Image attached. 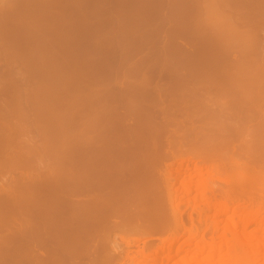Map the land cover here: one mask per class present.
I'll return each instance as SVG.
<instances>
[{
    "label": "rangeland",
    "instance_id": "1",
    "mask_svg": "<svg viewBox=\"0 0 264 264\" xmlns=\"http://www.w3.org/2000/svg\"><path fill=\"white\" fill-rule=\"evenodd\" d=\"M45 1L47 2V6L44 7V9L40 12L41 15L43 14L42 12H44L45 14H48L50 13L51 10H52L51 12L57 11L59 13L58 14L59 16L56 15L50 20L52 21V26H54L53 19L54 21H56V23L60 21V23H58L59 25L58 28L60 27L62 31L64 32V36L66 35L65 37L69 39L67 43L64 37H63L64 40H60L59 38V40L56 39L57 41H53V39L52 40H48V39L42 40L40 39V37L39 39H37V37L34 38L35 36L32 37L29 35L26 37L27 39L29 38V40L25 39L26 43H23L25 41L23 40V37H24L22 36L23 33H15L13 35L14 36L13 40H9L8 42L7 41L3 42L2 40H0L1 41L0 45L3 43L5 44L8 43L7 45L11 47L8 50L7 48L6 49L4 48L2 49L3 51L0 49L1 51L0 52V88L1 89L6 88L7 86L11 88L13 86V90H14V87L17 86V88L19 89L18 86H20L22 90H19L20 92L19 91L18 92L22 95L24 94V92L26 93L25 95L22 96L24 97L23 99L21 95L18 93L19 99H16V100L14 99L15 101L11 99V97L9 98L10 94L9 95L3 94L1 95L0 103L4 106L6 104L9 105V107L14 106L13 108L15 109V105H17V102L19 105V102L21 101L20 100V97H21L22 101L24 103L26 102V104L28 103V105L24 104L25 106H23L22 105L23 103L21 101L22 104L20 105L21 107L23 106V109H25V111L27 109V115L25 114L26 112L24 113V110H22V108L20 107L21 109L20 108L19 109L24 114L23 115L22 113H20V116L22 114V116L25 119H27L26 121L28 122L27 123L28 125H29V122L30 124H32V127H30L31 125L29 127L26 125H22V126H25L26 128H29V130L28 129L23 130L25 132L24 133L25 136H22V137L17 131L20 129L19 127H17L18 129H16L15 127L14 128L15 130H13V132H11L10 130L12 134H14V131L15 132L17 131L18 133L16 132L17 134H15V136L18 135V138L20 139L19 140L16 136V139L18 140H13V143L12 142L9 143L10 144L9 146L11 147V149L18 150L21 148L22 151L28 152L25 155L22 153L24 156L21 155V153L20 154L18 153V155H16L17 156L16 159L18 160V163L20 162L23 164L22 166L19 163L23 167V168L20 167L19 170L22 171L21 170L22 168L25 171V172L23 171L24 173L23 172L20 173V171L18 170V172L21 175V177L25 175V178L22 177L23 179L22 178L18 179L16 177L18 180H22V181H20V183L18 184H15V183L12 184L13 181L14 182L16 181V178L14 179V177L16 174H18L17 170L14 169L13 172L12 170L10 171L3 170L4 171L3 173L0 172L1 173L0 174V188L2 185L8 186L10 184V186H8L6 190L9 188H12L14 197L18 198V199H14L12 197V201H14V203L10 201L12 203L11 204L8 201L6 202V198L4 197L5 203L7 204V206L9 205L10 208L7 207L6 204L3 203L4 200L3 202L0 201L3 204V208L7 207L6 209L9 210V211L7 210L5 211V208L3 209L2 206H0L1 209H3V211L1 209L0 211L2 213L6 212L9 215L11 214L10 215L11 217L7 214L10 218L8 222L9 224L6 223L8 219L4 220V222L6 223L5 225L8 224L7 226H5L4 224H3L4 227L1 226L2 222H0L1 224L0 225V232H1L0 233V243H2L0 244V252L2 255V257L0 255L1 259L3 258V255L6 256L8 254L7 256H9L10 254V256H12L11 254L13 253L14 255V252L16 253L21 252L20 255H23L24 257L23 259L20 260L22 256L17 257L18 253H17V256L16 254L14 256L17 257L16 259H18L19 264H25L22 261L28 262V260L27 259L24 260L26 257L23 253L25 254L28 253V256H27L28 258L30 255H32V254L29 255V253L35 252V254L38 253L42 255L43 251L45 250L44 253L46 255L50 247H52L51 248L52 255L54 254V256H56L58 252L57 249L59 247L56 248V246H58L56 244L58 242L57 241L58 235L56 234V232L53 231V233L50 232V234L45 233L47 231L45 230V232H43L44 229H48V228H44L43 226L41 228V224L39 225L38 223L41 220H44V217L42 216V214L43 212H45L40 203V200H41L40 196L44 195L45 193L49 194V190L46 191L45 187L42 184H39V183L33 184V183L28 182L29 179L31 178L33 180L34 176L36 178L38 177L36 180L34 179V181L38 180L39 182H41L39 180L41 179L40 178L41 175L38 173L39 172L38 170L40 169V167H44L46 165L48 166L50 164H52L54 167L60 160L59 159L60 154L68 150L74 151V152H69L68 154L70 155H66L68 156L69 160L72 158L71 159L72 161L77 160L76 159L77 153L75 152V150L76 151L77 150L96 151L95 152L96 154L95 153H91V154L85 153L84 154L85 156L83 159L85 160V162H89L88 161L89 158H85L86 155H89V156L94 155V157L92 158L96 160V158H99V157H95V155L98 156L97 154L100 151L102 152V150L103 151L105 150L103 153H106V150H107L108 152H110V154L109 155L107 154V155L111 156V153L113 155L119 154L117 150L120 149L119 152L121 150L122 151H121V154L119 155L123 156L122 155L123 145H128L131 143V139L133 137H130V136L123 137V136H117L114 134L122 135L123 128H121L122 133H119V130H121L120 128L116 129L118 132L115 131V128H117V126L118 127L129 126L134 121L130 119H125L123 121V116L120 118L118 115V114L123 113V109L121 110V108L116 109V111L118 110L119 112V113L117 112L118 113L117 115H118V118L120 119L117 118L116 112L114 113L111 110L112 114L114 113L113 115L115 116L112 117V115L110 114L111 112H108L110 114V115L108 114L109 116L106 114V112L104 113L108 117L106 115H103V116L106 117L105 119L109 118L110 116L112 117V118L110 117L111 119H114L115 117L114 119L115 121L111 120L110 118L102 121L101 118H102L103 113H101L100 110L103 111V109L99 107V108H96L95 110L94 109L92 110V111H97L98 113V115L94 119L92 118L88 120L87 118L84 119V126H83L84 132L89 137L84 138V141L82 142V144H80V146H76L79 140L78 139L79 137L78 133L80 131V129L78 128L79 124L73 121L74 120L73 116L75 115H73L72 112H70L72 115L68 114V111L76 109L77 104H85L88 101H91L93 99H98L99 102H101L99 103V106L101 105L103 106L102 101L103 103L106 101H111V102H108L111 104L112 101L114 102L118 100L119 102L122 100V98L123 100L129 99L130 97H133V99H136V96L141 98L140 96H143V95L142 94L139 95L141 93L140 84L142 85L144 82H146L145 84H147L150 87V90H153V89L161 90V92L164 93L165 97L169 99L168 101H171L172 103L175 102V104H177L176 100L178 101L180 99L181 101V99H184V102L187 101V103L185 102L186 104H188V102H192V105L191 107L189 104L186 105V107L188 106L187 107L188 110H187L186 108H183V104L185 107V103L183 102L181 103L182 105L181 107L183 109L181 108L182 109L181 110L179 108L181 111H177L179 109L176 108V110L174 109L175 111L173 113H170V111H173L172 109L168 112V114H166V118H164L166 121L171 122L173 126H175L174 123L175 124H177V122L179 123L176 127H173V131L176 128L178 130L176 129L177 130L176 132L172 131L173 133L178 132L179 133L178 135L175 136L173 134L174 136L172 135L171 137H165V136L163 137V135L162 136L160 135L157 137L153 136L155 138H149V137L142 138L141 139L142 143H140V146H143V148H146L147 146L152 147L155 140L156 141L158 140L159 142H162V140H164L163 144L162 143H159V145L157 144V148L163 151L164 149L166 150L169 148V145L172 143V141L175 142L179 139L181 141L180 143L181 145L183 143H186L185 145L188 144L187 146L189 147L183 145L185 149L186 148L193 149V146L197 147L198 144H201V145L208 144L214 147L217 146L218 148L222 146V148L226 147V149L228 147V150L230 149L229 147L232 146L233 149L231 147V151L236 150L235 154H236L237 160L238 158L246 157L247 152L249 151H250L249 153L252 156H254L256 160L263 159L264 157V73L262 72L263 64L260 60L262 58L261 57L262 54H264L263 52L264 48L263 47L260 48L261 51L259 52L258 51L254 52L255 50L253 49L254 51L252 52L250 51L251 53H253V55L251 53L248 54V52L246 53V51L247 50L249 51V49H247L248 48L247 46L249 43L247 45L244 44L246 46L241 45V42H238L239 40L236 39L235 35H234L235 39L234 37L233 39L231 37H228L229 38L228 39L225 36L227 39L225 38L224 40V38H222L223 40L222 39L221 40L223 42L221 40L220 42L219 40L217 41L220 44L221 42L224 44H226L227 42L226 45H228L229 47V45L231 46V44L234 43L231 40H234V41L237 40L236 42L238 43H235V44H240L241 46H243L242 49L240 48L241 50L245 49L244 47H246L247 50L245 49L246 50L245 52H241L239 48H238L239 50H237L236 48H234L235 46H233V49H236L235 51L231 50V47L230 48L226 47L227 49L231 51L225 52L227 51V49L225 51L222 50V46L224 49V44L220 46L219 44H217V41L215 45L211 42L215 38L214 33H213L214 36L210 34L213 32V31L211 32V30H213L212 28L215 27L214 29L217 31V33H219L223 30L219 28L218 26L221 27L222 23H224L225 25L228 19L230 20V18H228L226 22H222L221 16L223 17V15L221 14V12L224 15L225 14L229 15V13L233 12L232 11L233 9L230 10V8L227 7L228 10L230 11H227V9L226 11L222 10L223 7L225 6L223 7L220 6L219 0H209V1L206 0L207 2H202L201 4H198V7H195L197 6L196 5L197 3L194 5L193 2L188 1V0H45ZM253 1L255 4V0ZM257 1L260 2V0H256V3ZM251 4H253V2ZM217 5L219 6L218 8L216 7ZM211 6L216 7L217 9L216 10L212 9ZM220 7L222 8L219 10ZM213 10H215L217 13H219L221 10L222 11L219 14H217ZM246 11H248V8H245L244 16L247 15L245 13ZM33 17L34 15L32 16L29 15L26 19L27 21H32ZM56 19H58L59 21ZM247 19L245 20L247 21ZM258 19H259V16H257V19L254 17L252 21L256 20L257 23L256 21L255 23L258 25V21H259ZM260 19L262 20V17ZM261 20L260 22L262 23L263 20L262 21ZM44 21L45 22L47 21V23H45V28L47 26L48 28H50L48 19ZM223 21H225V19H223ZM36 23H37L36 26H38V21ZM251 23L253 25V22ZM39 26L41 27L40 30H42V28L43 30L45 29L43 27L44 23H43V26L42 24H40ZM184 26L185 28H183ZM225 26H223L222 28H225ZM256 26H253V27H256ZM258 26L259 27L261 26L259 29H261L262 31V25H258ZM216 27L219 28V32L216 29ZM205 28H206V31L209 30L210 33L208 32V34H210L211 38L213 39L209 38L210 36L207 37L208 34L206 33V31H203ZM184 29H187L188 33ZM263 29H264V26H263ZM261 31H257L255 32V34L261 33ZM150 32L153 33L154 36L151 35ZM203 32H205V34ZM263 32L261 35L264 34ZM199 33L204 35V37L207 34V36L205 37L206 39H203L204 37L200 35ZM73 34L76 36H73ZM252 34H254V32L251 33V35ZM48 36L50 37V35ZM98 36H101V37H98ZM72 37H73V40H72ZM141 37H143L144 41ZM153 37H156L154 41H151L148 39V38L151 39ZM200 37L201 38L203 37V38L200 40ZM252 38L249 39L248 42H250ZM208 39L209 40L211 39V41L209 42ZM84 40H85V43H84ZM164 40H165V44L168 40L169 42H172L173 40L172 46H171V43L169 46H166V48L167 47L169 49L171 48L170 49L171 52L168 50V48L166 50L168 52L163 50V53H162V51H160L165 45ZM229 41L232 43L228 44ZM21 43H23L24 45ZM32 43L33 45H31ZM149 43H150V46H149ZM251 45L255 46L254 43H252ZM153 46H155V48H153ZM176 46L184 49L185 50L184 53L181 52L182 49L179 50L180 48L177 50ZM253 46L249 48L252 49L254 48ZM12 47L14 50L16 49V51H13ZM157 47L159 48V51ZM236 47H239V45ZM257 48L258 47L256 46L255 49L259 50ZM43 49L46 51H44ZM22 50L24 51L22 52ZM20 51L22 53H20ZM172 52H173V55H172ZM176 52H179V56H177L178 54L176 55ZM91 53L92 54L94 53L93 56L95 55V53H97L98 55L93 57ZM180 53H183V55ZM8 54L11 56V58ZM73 54H74V57H76L75 60L73 59L74 62L71 61L72 59L71 56H73ZM162 54H163V57H162ZM5 55H6V58L8 59L5 58ZM156 55L157 56L160 55V56L157 57ZM159 58H161V60ZM85 59L87 60V62ZM67 62L69 63L67 64ZM1 63H4V64H1ZM7 67H11V68H7ZM61 70L63 73L61 72ZM28 84L31 87L30 89H29V86H27ZM57 84H60V85H57ZM59 86L61 88H59ZM62 86L64 87L67 86V87L63 88ZM121 90H123L122 91L123 94L121 93L123 96L119 94ZM150 95L151 94H148L149 97L146 96L147 100L150 99ZM144 96L142 97V99L144 98ZM12 98H16V94H15V97L13 96ZM4 99H5V102H4ZM104 99H106V101H104ZM144 100H146V98H144ZM149 101H153V100H149ZM180 101L178 102L179 104H180ZM121 102L119 104H121ZM202 104H205V105H202ZM18 107L19 106H17L16 108ZM65 107L67 109L69 107L70 108L75 107V108L74 109L69 108L67 113H65V111L67 110ZM114 107L115 105L113 103L112 109ZM106 109L107 108H105V110ZM9 113H10V110H9ZM9 116L11 117V120L9 119V122H10L9 125L14 126L19 123V121L17 123L16 121L13 122L14 115L11 116L9 114ZM25 116H27V118ZM24 118L22 119L25 120ZM116 118L118 119L117 121H116ZM231 118H233V120H230ZM45 119H47V121ZM26 121L24 124H26ZM157 121H162V115L157 118ZM20 123L23 124L21 121ZM3 125L1 124V127ZM180 127L181 129H179ZM22 128L23 127H21L20 129L21 131H22ZM194 128L196 130L195 132H192L191 129L194 131ZM184 129H188L192 132V133H189L187 131L190 136H188L185 133L186 131ZM170 130H172L171 127H170ZM64 132L65 134H68V136L64 137L63 136L65 135ZM103 134L105 135L107 134V136L105 137V135ZM13 138L15 139V137ZM182 139L185 140V142H182ZM190 141L191 142L194 141V143H190ZM178 142L179 141H177L175 144H172V145L179 147L180 145L177 144ZM192 144L193 146L190 147ZM116 145H119L121 147L119 148L114 147ZM14 146L16 147L14 148ZM0 147L2 148L1 143H0ZM113 147L116 149H114ZM6 149H9V148L7 147ZM226 149L224 151H226ZM144 150H148V149H144ZM165 150L163 152H165ZM5 153L6 152L3 153V158L1 156L2 154H0L1 156L0 158H2V161L0 159V162L4 163L5 165H6V162L8 163V161H9L8 165L9 164L11 165V164H14V162H17L16 159H14V157L12 158V156H9L11 153V152L9 153V150L7 152L9 153V155L7 154L8 156H6ZM73 153H76L75 157ZM145 153L146 152H143L142 155H145ZM4 154L6 157L4 156ZM14 154H17V153H14ZM14 154H11V155H14ZM100 155L101 154H99V156ZM107 155H104V156H107ZM251 155L249 156L251 157ZM21 157H25L24 158L25 160H28V162L30 161L32 162L28 164L29 169L33 165H35L33 166L35 169L32 171H29L28 166H26L27 164L24 161H22L23 159H20ZM18 158L22 162L19 161ZM11 159H14L15 161L13 160L11 161ZM63 159H65V156L63 157ZM113 159L112 160L108 159V161L110 160L109 162L111 164L114 163V166H115L116 164H118V161L116 163L118 156H117V159L115 158L116 160L115 159L113 160ZM66 160H67V157H66ZM69 160H67V162H71V160L70 161ZM161 161L162 159L156 160L157 164H159ZM61 162L63 163L65 162V160ZM93 162L94 160L91 161V163ZM104 162L106 161L104 160ZM121 162L122 160L119 163L121 164ZM132 162L133 161H131V163ZM62 163L60 164L62 165ZM94 163H96V161ZM19 164L18 166H20ZM69 164H70L69 167L67 163L65 165H67L69 170L74 171L73 169H75L74 166L76 164L72 166L73 168H70L72 163H69ZM102 165L100 164V166ZM63 166L64 164L62 165V167ZM84 166H85V163H84ZM109 166L110 165H108L107 168ZM111 166H113V164ZM117 166H120V165H117ZM53 167H51V169H53ZM24 168H27V169H24ZM95 168H97L95 169V171H98V169H100L101 167L99 168L95 167ZM112 168L111 167L108 168V169H111L110 174L112 172ZM118 168L114 170H117ZM108 169L106 170L107 172L102 170L103 171L102 174L105 172V176L104 174L102 176L100 172H97V173L95 172L97 175L96 177L97 178H100V177L107 178L108 176H110V175H107V173L109 174ZM119 169H118L119 172L116 171V175H117V172L120 174ZM55 170H57V168H55L54 171ZM14 171H16V174L14 173ZM67 172L65 174H67ZM88 172H91V171H88ZM70 173L72 174V172ZM92 173L95 174L94 171ZM98 173L100 174V176L98 175ZM30 174H32L33 176H31ZM112 175L114 176L115 174H112ZM233 175L235 177L238 176L236 172ZM116 177L117 176H115V180H116ZM67 178L69 179V177ZM118 178L119 177H117L116 182L119 184V182H121L119 181L121 176L119 179ZM71 179L73 180V177ZM101 179L102 178H100V180ZM112 179L113 178L111 177V180ZM96 180L97 182L100 181L99 179H96ZM111 180L109 179L110 182L108 181V183L114 184L115 180L113 179L114 182L112 183H111ZM121 180L123 179L121 178ZM93 181L96 182L95 177ZM101 181L104 182L103 179ZM12 189H9V190L12 191ZM7 195L10 197L12 193L10 195V192H8ZM38 197L40 200L38 199ZM220 205L224 206L225 205L224 201L221 200ZM12 215L13 216L17 215L16 217L20 216L21 219H24V221H22V224H21V220H18V219L17 220L20 221V223L18 222V224L17 222L16 223L10 222ZM5 216L3 218H5ZM32 216H34L36 219H39V221L37 222L35 226L29 225L32 222V219H30L32 218ZM16 217H15V220L13 219L11 221L13 222L16 221ZM42 217L43 219H41ZM243 218L249 219L250 217L245 216ZM1 219L2 218H0V220ZM8 226H9V230H11L10 232L7 228ZM241 227L242 226L239 227V230L242 229ZM256 227H258V224L254 223L248 229L251 230ZM12 228L13 229L15 228V229L13 230ZM3 229L4 231H2ZM29 229H30V232L32 231V229L37 230L36 231L37 233L35 232L34 233L35 235L32 233L30 234ZM40 229L41 230L43 229L42 234H41ZM49 229L50 231L52 230L50 227ZM6 230H8L7 232L10 234H8ZM22 230L23 231L27 230V233L23 232L20 234ZM6 235L8 238L5 237ZM54 245H56L55 248H54ZM49 252H51V250H49ZM242 253H243L242 257L244 258L243 260L247 261L246 260L248 259L247 255L249 256V254L248 253L245 254L244 252ZM41 255H37V257L40 256L39 258H42L41 262H38L40 259L37 257L35 259L36 262L39 264H43L46 261V264H48L49 262L47 263V258L50 259L49 256L51 254L49 256L46 255L48 257H46L45 261L43 257H41ZM7 256L6 258H8ZM32 256L35 257L34 255ZM16 259L15 261L17 262ZM37 259L39 260L37 261ZM59 259H58V264H60ZM70 259L71 258H69V263L71 262ZM8 260L5 259V261H8ZM10 261H11V257H10ZM10 261H8L7 263L9 264ZM55 261H52V263L51 262L50 263L57 264V262ZM1 262H3V260ZM12 262L15 263L14 261H11L10 264H13ZM32 262L35 263V261H32ZM31 263L29 260L28 264H31Z\"/></svg>",
    "mask_w": 264,
    "mask_h": 264
},
{
    "label": "bare ground",
    "instance_id": "2",
    "mask_svg": "<svg viewBox=\"0 0 264 264\" xmlns=\"http://www.w3.org/2000/svg\"><path fill=\"white\" fill-rule=\"evenodd\" d=\"M188 1L193 2L194 5L197 3L196 4L197 6H195V7H198V4H201L202 2H207L209 0H207V1L206 0H188ZM219 1L218 2L220 3V6H222V7L225 6V7H223L222 10L226 11V9H227V11H230L231 9H233L232 11L234 13L233 12L229 13V15H230V17H229L228 14L224 15L221 12L222 10L220 11L221 14L223 15V17L221 16L222 22H226V20L228 18H230V20L228 19V21L226 22L227 25L225 23L226 26L224 25V23H222L220 21L222 23V25H221V27L220 26H218V27L221 28L223 31H221V29H220L221 32H219L218 27H216V29L218 30L219 33H217V31L214 29L215 27L212 28L213 29V30H211V32L213 31L212 33H210L209 30L206 31V28L204 30L202 29L203 31H206L207 34H208V32L212 35L214 33L215 38L213 41H211V39H213V38H211L210 34H208V36H207V34L205 35V37L210 36L209 38H211V39L210 40L208 39V41L209 42L211 41L215 45L217 40H219V42H220V40L222 38H224V40H225L226 37L227 38L231 37L233 39V37L235 35L236 39L239 40L238 42H241V45H244V44L247 45L248 43L251 45L252 43H254L255 46H253V45L250 46L248 44L247 49H249V51L246 49V47H244V48L247 51L245 49H243L244 50L243 51V50H241L243 48V46H241L240 44H235V43H238V42H236L237 40H235V41L231 40L232 42H234L233 44H235V45L231 44L232 42L229 41L228 44H231V46L229 45V47H228V45H226L227 42H226V44L222 43L223 39L221 40L222 41L221 44L218 41H217V44H219L220 46H222L224 44V49L222 46V50H224V51L230 47H231V50H234V51L236 49L239 50L241 48L240 49L241 52L246 51V53L248 52V54H250L254 50H255L254 52L261 51L260 48H262V47L264 48V34L261 35L262 32L264 31V29H263V26H264V0H260V2L257 1V3L255 0V4H254L253 0H251V2H250V0H219ZM252 2H253V4H251ZM46 6H47V2L45 0H0V40H2L3 42L4 41L8 42L9 40H13V37H14L13 35L15 33H23V35H22V36H24L23 40L27 39L26 37L29 35L32 37L35 36L34 38L37 37V39H39V37H40V39H42V40H46V39L52 40L53 39V41H57V40H59V38H60V40L66 39V43H67V41L69 39H67L65 37L66 35L64 36V32L62 31V29L60 27L58 28V26H59L58 23H60V21L58 20L59 17H58V19H56L59 21L58 23H56V21H54V19H53V25L54 26H52V21L50 20L51 18L55 17L59 13L57 11L51 12L52 11L51 10L50 13L47 12L48 14H45L44 12H42L44 15L43 14L41 15L40 12ZM216 7L218 8L219 6L217 5ZM216 7H212V9L216 10L217 9ZM222 7H220L219 10ZM227 7L230 8V10H228ZM245 8H248V11L245 12L247 14L246 16H244L245 15L244 14ZM52 9H53V7H52ZM215 10H213V11L216 12ZM219 13H217V14H219ZM29 15L30 16L34 15V17H36V16H38V17H36L37 19L33 17V20L31 19L32 21H27L26 18ZM257 16H259L258 25H262V31H261V29H259L261 26L259 27L256 24L257 21L256 20L252 21V19H254V17L257 19ZM260 16L262 17V20H263L262 23L260 22V20H261ZM48 17H50V18H48ZM224 17H226V18H224ZM247 18L248 19L252 18V19L248 20ZM47 19L49 21L50 28H48L47 25H46L47 27L45 28V23H47V21L45 22L44 20H47ZM223 19H225V21H223ZM245 19H247V21ZM37 21H38V26H36ZM255 21H256V23H255ZM251 22H253V25ZM43 23H44V26H43ZM40 24H42V26L45 28L44 30H43V28H42V30H40L41 29V27L39 26ZM178 25H179V23H178ZM223 26H225V28H222ZM253 26H256V27H253ZM183 28H185V26ZM187 29H184V30L187 32ZM80 30H81V28H80ZM151 30H152V28H151ZM251 30H253V31H251ZM257 31H261V33L255 34V32H257ZM250 32L251 33L254 32L255 35L252 34L254 37L251 35ZM203 33L205 34V32H203ZM150 34L153 35V33H151V32H150ZM248 34H249V36H248ZM48 35H50V37ZM141 35H143V34H141ZM200 35H202V34H200ZM73 36H76V35L73 34ZM202 36L204 37V35H202ZM42 37L45 39H43ZM63 37H64V39H63ZM98 37H101V36H98ZM205 37L203 39H206ZM235 37H234V39H235ZM141 38L143 39V37H141ZM155 38L156 37H153L151 39L148 38V39L151 41H154ZM166 38H168V37H166ZM198 38H199V36H198ZM202 38L200 37V40ZM251 38H252V40H250V42H248V40ZM27 40H29V38ZM72 40H73V37H72ZM96 40H98V39H96ZM143 41H144V39H143ZM151 41H150V43H151ZM168 42H169V40L165 44V40H164L165 45L162 43L164 45L162 50H160V51H162V53H163V50L164 51L167 50L168 47L166 48V46H169L170 43H171V46L173 45L172 44L173 40H172V42H169V43ZM23 43H26V40ZM23 43H21V44H23ZM45 43H46V41H45ZM84 43H85V40H84ZM150 43H149V46H150ZM7 44H5V43L1 44L0 49L1 50L4 48L5 49L7 48V50L10 49L11 47H9ZM17 44H19V43H17ZM47 44H49V43H47ZM96 44H98V43H96ZM11 45H12V43H11ZM31 45H33V43ZM238 45H239V47H236ZM246 45H244V46H246ZM233 46H235L234 48H236V49H233ZM252 46L254 48L250 49ZM256 46L258 47L257 49H259V50L255 49ZM41 47H42V45H41ZM216 47H217V45H216ZM15 48H16V46H15ZM153 48H155V46H153ZM12 49H13V47H12ZM170 49L168 48L169 51H170ZM178 49L181 50L182 48L177 47V50ZM153 50H155V49H153ZM231 50L227 49V51H225V52H228ZM13 51H16V49L15 50L13 49ZM23 51L24 50H22V52ZM44 51H46V50H44ZM158 51H159V48H158ZM184 51L185 50L182 49L181 52L184 53ZM22 52L20 51V53H22ZM166 52H168V51H166ZM183 53H180V54L183 55ZM93 54H92V56H93ZM158 54H159V52H158ZM165 54H167V53H165ZM251 54L253 55V53H251ZM96 55H98V54L95 53V55L93 57H95ZM172 55H173V52H172ZM176 55L179 56V52H176ZM254 55H256V54H254ZM158 56H160V55H158ZM162 57H163V54H162ZM165 57H167V56H165ZM261 57L262 58L260 61L263 64V71L262 72L264 73V54H262ZM5 58H6V55H5ZM10 58H11V56H10ZM71 58H70L71 61L74 62L76 57H74V54H73V56H71ZM6 59H8V58H6ZM95 59H97V58H95ZM159 59L161 60V58H159ZM9 60H8V62H9ZM92 60H94V59H92ZM86 62H87V60H86ZM68 63L69 62H67V64ZM1 64H4V63H1ZM112 66H114V65H112ZM11 67H13V66H11ZM11 67H7V68H11ZM66 67H67V65H66ZM109 68H111V67H109ZM13 70H14V68H13ZM61 72H62V70H61ZM68 82H70V81H68ZM145 83L146 82H144L142 85L140 84V92L141 93L139 92L140 93L139 95L142 94L144 96L145 94H147L144 96V98H146V100H147V97H149L148 94H151L150 99L149 98L148 99L153 100V101H149V100L146 101V100H144V98L142 99L143 96H140L141 98L136 96V99H133V97H130L129 99L123 100V98H122V100H123V101L121 100L122 102L121 101L118 102V100H117L114 102L112 101L111 104L108 103L111 101H106V99H104V101H106V102L103 103V101H102L103 106L101 104H100L101 106H99V103H101V102H99L98 99H93L91 101H88L85 104H77L76 109H74L75 107L74 108L69 107L70 109H74L75 111L74 110L68 111L69 108L67 109L65 107L67 109V110L65 109L66 110L65 113H67V111H68V114H71L70 112H72L73 115H75V116H73V118H74L73 121H75L79 124V127H78L80 129V131L78 133V135H79L78 139L79 140L77 139L78 144L76 146H80V144H82V142L84 141V138L89 137L84 132V128H83L84 119L85 118H87V120L90 118L94 119L98 115V113H97V111H92V110L93 109L95 110L96 108H99V107L101 109H103V111L99 109L100 112L103 113L102 118H101L102 121L107 120L111 117L110 116L109 118L105 119L106 117L103 116L106 114L108 115L109 114L108 112H111L110 114L113 117V116H115V115H113L115 112H116V115L119 113L118 110L116 111V109H118V108H121V110L123 109V113L120 112L122 115L118 114L119 117L121 118L123 116V121L125 119H130V120H133L134 122L129 126H121V127L117 126V128H115V131L118 132L116 129L123 128V134L122 135L114 134V135L123 136V137L130 136V137H133L134 139L133 138L131 139L130 144L123 145V147H122L123 148V154H122L123 156L119 155V154H121V151H122L121 150L119 152L120 149L117 150V152L119 154L113 155L111 153V156H108L110 154V152H108L107 150H106V153H103L105 150L104 151L102 150V152L101 151L99 152V150H98V152H99V153L97 152L98 156L95 155V157L101 158L103 156L104 158L105 157L107 158V156H108L107 160H106V158L104 159L103 157L101 158L102 160L99 158H96V160H95L92 158V157H94V155H90V156L86 155L85 158H89L88 159L89 162H85V160H83L84 156H85L84 154L85 153L91 154V153H95L96 151H89V150H85V151L77 150L76 151L75 150L77 155H76V153H73V155H74V157L76 155L77 160L72 161L71 160L72 158H71L70 159L71 162H67V160H69V159H68V156H66V155H70L68 153L74 152V151H71V150L70 151L68 150L66 152L64 151L63 152L64 154L63 153L62 154L65 156V159H63L64 156L62 154H60L61 158L59 157L60 163H62L61 161L65 160V162L62 163V165L64 164L63 167L59 162H58L59 164L57 163L54 166L55 168H57V170H55V171H54L55 168L53 167L52 164H50V165H51V167H53V169H51L50 165H48L50 167V169L47 165L46 166L48 168L46 166L40 167V169L38 170L39 171L38 173L41 175V176L39 175L41 178L39 180L41 182H39L38 180L34 181V179L36 180L38 177L36 178L34 176L33 180L30 177L31 179H29L28 182L33 183V184L34 183L42 184L45 187L46 191L49 190V194L45 193L44 195L40 196L41 200L38 197V199L40 200L41 206L43 207V210L45 211V212H43V214L44 213L45 214L44 215L42 214V216L44 217V220H41V219H43V217H42L40 219L41 221L38 222L39 219H36L34 216H32V218H30V219H32V222L29 225L35 226L38 222L39 225L41 224V228L43 226L44 228L49 229V227H50L52 229L51 231H50V229H49V231H48V229H44V228H43L44 231H43V229L42 230L40 229L41 234L43 232H45V230H46L47 232H45V233L50 234V232L53 233V231H55L56 234L58 235V237H57L58 242L56 243L58 246L54 245V248H55V246H56V248L59 247L57 249L58 252H57V254L55 253L56 256H54V254L52 255V249H51L52 247L49 246L50 247L49 250H51V252H49V250H48V253H46V255L49 256L51 254L53 257L50 255L49 256L50 259L47 258V263L48 262L52 263V261H55L57 259L55 262H57V264H58V259L60 258L59 259L60 264H264V157H263V159H257L256 160L254 158V156H252L249 153L250 152L249 151V152H247V155H246L247 158L246 157L238 158V160H237L236 154H235L236 150L231 151L232 146L229 147L230 149L228 150V147L226 149V147L222 148V146H220L222 148L221 149L220 147L218 148L217 146L214 147V146L208 145V144H202V145L198 144L199 146L196 144L197 147H194L192 144L190 147L193 146V149H191V148L185 149L184 146H187L188 144L185 145L186 143H183L181 145L180 144L181 141L179 139L177 140V141H179L177 143L180 145L179 147L172 145V144H175L177 141H175V142L172 141V143L169 145V148H168L169 150L164 149L165 152H163L164 150L162 151V150L157 148V144L158 145H159V143L163 144L164 140H162V142L155 140L152 147L151 146H147V147L144 146L146 148H143V146H140V143H142L141 142L142 138H147V137L155 138L153 136L157 137L160 135L161 136L163 135V137L164 136L165 137H171L173 134L175 136L179 134L178 132L173 133V132H176L178 130L176 128L177 130L175 129L173 131V127H176L179 123L178 122H177V124L174 123L175 126H173V124H171V122L166 121L164 118H166V114H168V112L170 110L173 109V111H170V113H173L176 110V108L181 109L182 108L181 103L184 102V99H181V101L179 99L178 101L176 100L177 104H179L178 102L180 101L179 105L175 104V102L172 103L171 101H168L169 99H167L165 97L164 93L161 92V90H156L153 88H152L153 90H150V87ZM57 85H60V84H57ZM27 86H29V84ZM18 87H19V89L17 88V86L14 87V90H13V86L11 88L8 86L6 88H2V89L0 88L1 89L0 90V98H1V95H3V94H5V95L10 94L9 98L11 97V99H13V100L19 99L18 93L20 92L19 90H22V88H20V86H18ZM62 87L66 88L67 86H65V87L62 86ZM30 88L31 87L29 86V89ZM53 88H54V86H53ZM59 88H61V87L59 86ZM122 91L123 90H121L119 94H121ZM143 93H145V94H143ZM15 94H16V98H12L13 96L15 97ZM25 94L26 93L24 92L23 95H25ZM122 94H121V96H123ZM20 95H21V97L23 96L22 94H20ZM43 96H44V94H43ZM21 97H20V100L22 101V99L24 97H22V99H21ZM21 101L19 102V105L17 102V105H15V109L13 108L14 106H11L13 108L12 109L11 107H9V105L6 104L7 106L6 105L4 106L0 103V123L2 125L4 124L2 127L0 124V143L2 145V148H4L5 146H7L9 148V149H6L7 147H5L4 148L5 150H4L0 147L2 149V150L0 149V154H2L1 155L2 158H3L4 152H6L5 153L6 156H8L9 153L11 152L9 156H12V158L14 157V159L17 158L16 155H18V153L19 154L21 153V155H23V154L25 155L26 153H28L27 151L26 152L22 151L20 147H19L20 149L17 148L18 150H12L11 147L9 146L10 142L13 143V140L19 139L18 135H16L18 138V139H16L15 134H17L19 132L20 136L22 137V136H25V134H24L25 132L23 130H27V129L29 130V128H26L25 126H22V125H26L28 127L31 125L30 127H32V124H30V122H29V125H28L27 124L28 122L26 121L27 119H25L22 116L23 112L20 109L22 108V110H24V113L26 112L25 113L26 115H27V109H26V111H25V109H23V106H25L24 104H26V102L24 103L22 101V103H23L22 104ZM4 102H5V99H4ZM120 102H121V104H119ZM185 102L187 103V101H185ZM113 103L115 105V107L113 108L115 111L112 109ZM186 103H185V107L183 104V108L187 109L188 106L186 107V105H188V104L191 107L192 102H188V104H186ZM203 103H205V102H203ZM20 104H22L23 106L21 107ZM116 104H118V105H116ZM26 105H28V103ZM202 105H205V104H202ZM17 106H19V107L16 108ZM105 108H107V109L105 110ZM108 108L109 109L111 108V109L109 110ZM180 109L177 111L182 110V109L181 110ZM9 110H10V113H9ZM19 110H20V112H19ZM111 110L114 112L113 114H112ZM31 112H32V110H31ZM105 112H106V114H104ZM8 113L11 116L14 115L13 116L14 117L13 122L16 121V123H17L19 121V123L18 124L15 123L16 125H14V126L9 125V123H10L9 119L11 120V117L9 116ZM20 113H22L21 116L25 120H23L21 118ZM17 114L19 117L17 116ZM118 115H117V118H118ZM161 115H162V121H157V118ZM25 117L27 118V116H25ZM60 118H62V117H60ZM117 118H116V121L118 119H120V118H118V119ZM114 119H115V117H114ZM114 119H111V120H114ZM45 120L47 121V119H45ZM230 120H233V118H231ZM20 121L23 124H21ZM25 121H26V124H24ZM19 124H21V125H19ZM9 126H11L13 128H11ZM189 126H188V128H189ZM15 127H16V129H18L17 127H19L20 129H21V127H23V128H22V131L19 129V130H17L18 132L16 131L17 133L14 131V134H12L11 132H13V130H15L14 129ZM170 127L172 128V130H170ZM179 129H181V127ZM192 129H191V131L195 132L196 129L194 128V131ZM10 130H11V132H10ZM184 130L186 131L185 133L188 136H190L188 134V132L192 133L188 129H184ZM2 131H4V132H2ZM121 131H122V129L119 130V133H122ZM21 132H23V133H21ZM65 132H64V134H65ZM103 135H105V134H103ZM63 136L64 137L68 136V134H65ZM106 136H107V134L105 135V137ZM13 137H15V139ZM191 141H190V143H194V141L193 142H191ZM182 142H185V140L182 139ZM162 144H160V145H162ZM15 147L16 146H14V148ZM114 147L119 148L121 146L116 145ZM187 147H189V146H187ZM116 148H114V149H116ZM10 149H11V151H10ZM144 149H148V150H144ZM225 149H226V151H224ZM232 149H233V147H232ZM8 150H9V153H7ZM143 152H146L145 155H147V156L142 155ZM14 153H17V154H14ZM5 154H4V156H5ZM11 154H14V155H11ZM99 154H101V155L99 156ZM104 155H107V156H104ZM112 155H113V157H112ZM249 155H251V157ZM20 156H18V157H20ZM117 156H118V159H117ZM66 157H67V160H66ZM119 157H121V158H119ZM122 157H123V159H122ZM2 158H0L1 161H2ZM24 158L25 157H21L20 159H23L22 161H24L27 164L26 166H28V170L29 171L34 170L35 168L33 166H35V165L32 166L33 168L31 167L32 169L31 168L29 169L28 164L32 163V162L30 160H29L30 162H28V160H25ZM113 158L116 160V163L118 161V164H116L115 166H114V163H112L113 166H111L112 164L109 162ZM14 159H11V161L12 160L15 161ZM20 159H19V161H21ZM73 159H75V158H73ZM108 159H110V160L108 161ZM120 159L123 162V164L121 162L122 165L119 163L121 161ZM157 159H162V161L159 164H157V162H156ZM93 160H94V162L96 161V163H94V162L91 163V161H93ZM104 160L106 162L108 161L107 164L109 163L108 165H110L108 168L113 167L112 168L113 173L111 172V174H110L111 169L107 168L108 165L106 164V162H104ZM16 161L17 162H14V164H11V165L10 164L8 165L9 161H8V163L6 162V165L4 163L0 162V172L3 173L5 170H8V171L12 170V172H13L14 169H16L18 172L19 168L22 167L23 164L19 162L22 165L21 166L18 163L17 159H16ZM131 161H133V162L131 163ZM16 163H17V165H16ZM66 163L68 164V167L70 165L69 163L73 164V165L71 164L70 168H73L72 166H74L76 164L74 166L75 169H73L74 171L69 170L67 165H65ZM84 163H85V166H84ZM18 164L20 166H18ZM100 164L101 165L103 164V165L100 166ZM92 165L93 166L97 165L95 167H98V168L101 167L102 168V169L100 168L101 171H100V169H98V171H95V169H97V168L93 167ZM117 165H120V166H117ZM122 166H123V168H122ZM114 167L120 168V169L118 168L120 170V174L118 173L119 172L118 169L114 170V169H116ZM22 168H21L22 171L19 170L20 173L24 171ZM105 168H107L109 170L108 171L109 174L107 173V175H110V176H108L110 178L107 177L108 178L107 179V178L100 177L104 180V182H103V181H101L102 179L100 180V178L96 177L97 176L96 173L100 172L102 176H103V174L105 176V172H107L106 171L107 169H105ZM24 169H27V168H24ZM102 170L105 171L103 174H102V172H103ZM88 171H91V172H88ZM93 171H94V173L95 172L96 173L93 174L92 173ZM116 171H118L117 175H116ZM66 172H67V174L72 172V174L70 173L69 175H67V174H65ZM235 172L238 175L237 177H235L233 175V174H235ZM14 173L16 174V171H14ZM18 174H19V172H18ZM18 174H16V175H18ZM112 174H115V175L113 176ZM16 175H15L14 179L16 177L18 179H21L22 177L25 178L24 174H23L24 176H22V177L20 174L18 176H16ZM30 175L33 176L32 174H30ZM98 175L100 176L99 173H98ZM66 176L69 177V179ZM71 176L73 177V180L71 179L72 178ZM115 176H117L119 178L121 176V178L123 180H121V178L120 179L118 178L119 181H121V182L118 181L119 182V184H118L116 182L117 177L115 180ZM94 177H95L96 182L93 181ZM111 177L115 180L116 184L112 183L114 181H113V179L111 180ZM17 178H16L15 182L14 181L12 182V184L13 183L18 184V183H20V181H22V180H18ZM96 179H99L100 181L98 180L99 182H97ZM109 179L111 180L112 184L108 183ZM4 186L2 185L1 186L2 189L0 188V197H1L0 201L3 202V200H4L3 203L6 204L5 203V198H6V202L11 201L12 203H14V201H12V197L14 199H18V198L14 197L13 189L9 188V189H12V191L7 189L8 192H10V195L12 193V195L9 197L8 196L9 194L7 195L8 192H7L6 188H8V186H10V184L8 186H5V187ZM7 196L9 199L7 198ZM221 200L224 201V203H225L224 206L220 205ZM2 202H0V206H2V208H3ZM6 206H7V204H6ZM10 206H12V205H10ZM14 206H15V204H14ZM7 207H9V205ZM6 208H5V211L7 210ZM0 209H1V207H0ZM3 209H1V210L3 211ZM7 211H9V210H7ZM3 213L0 211V215L1 214L3 215V216L2 215L0 216V218L3 219V221H2V219L0 220V222H2V225L1 224L0 225L4 227V225L9 222V219H10L9 216L11 214L9 215L6 212H3ZM5 215H7V216H5ZM31 215H33V214H31ZM4 216H5V218H3ZM16 216L17 215H15V216L12 215L11 220H13V219L15 220ZM245 216H249L250 218L244 219L243 217H245ZM19 217L20 216L16 217V221L13 222L10 220V222H12V223L17 222V224H18V222L20 223V221H18V220H21V224H22V221H24V219H21V217L20 218ZM7 219H8V221L5 223L4 220H7ZM254 223H257L258 227L249 230L248 228ZM7 225H5V226H7ZM240 226H242L241 230H239ZM7 228L9 230V226ZM8 230H6V232ZM2 231H4V229ZM10 231L11 230H9V232ZM36 231L37 230L32 229V231L30 232V229H29L30 234L31 233L34 234ZM23 232L27 233V230H24V231L22 230V232H20V234ZM8 234H10V233H8ZM30 236H29V238H30ZM5 237H7V235ZM183 238H185V239H183ZM0 244H2V243H0ZM2 248H4V247H2ZM1 250H3V249H1ZM44 251H43V253H44ZM55 252H56V250H55ZM242 252H244L245 254H247V253L249 254V256L247 255V257H248V259H246L247 261L243 260L244 258L242 257V255H243ZM10 253H12V252H10ZM17 253H18V256H17ZM17 253L14 252V255L16 254L17 257L22 256V258H20V260L24 258L23 255H20L21 252L20 253L17 252ZM43 253H42V255H44L45 257L42 256L41 254H38V253H36V254L41 255V257H43V259L45 261L46 257H48V256H46L45 253L44 254ZM23 254L26 257L24 260H26V259L28 260V262L22 261L23 263L28 264L29 260H30V263L32 261H35L36 264H39L35 260L37 257L35 252L29 253V255L30 254H32L34 256L36 255L35 257L30 255L31 257L29 256L27 258L28 253L27 254L23 253ZM0 255H1V252H0ZM11 255L12 256H10V254H9V256L11 257V261L15 262V263H13V262L12 263L13 264H17V263L19 264L18 259H16L17 257H15L13 255V253ZM6 256L3 255V258L2 259L0 258L1 261L3 260V262L0 261V264H2V263L6 264L8 261H10V257L7 256L9 258V260H8V258H6ZM69 256H71V257H69ZM1 257H2V255H1ZM39 257H37V258H39ZM51 257L55 260H53ZM14 258L17 260V262L15 261ZM29 258H31V259H29ZM69 258H71L70 263H69ZM5 259L8 261H5ZM39 259H37V261L39 260L38 262H41L42 258H39ZM10 262H9V264H10ZM32 263H34V262H32ZM44 263L46 264V261Z\"/></svg>",
    "mask_w": 264,
    "mask_h": 264
}]
</instances>
